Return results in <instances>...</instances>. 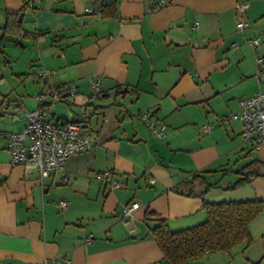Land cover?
<instances>
[{"label":"crops","instance_id":"1","mask_svg":"<svg viewBox=\"0 0 264 264\" xmlns=\"http://www.w3.org/2000/svg\"><path fill=\"white\" fill-rule=\"evenodd\" d=\"M156 2L117 0V16L105 18L92 0H0V27L7 11L25 6L23 29L43 33L24 44L0 35V264H171L151 234L159 219L175 232L205 222L204 203L264 200V178L230 188L241 167L264 163V144L253 149L241 122L228 119L264 89V0H165L154 11ZM14 43L21 50L9 76L1 55L9 63ZM47 67L49 85L76 86L64 98L73 97L78 115L51 118L86 122L96 143L42 179L32 166L11 164L7 137L38 108ZM98 110L105 120L93 126ZM148 118L165 125L164 138L152 136ZM106 170L124 186L101 184L97 174ZM204 171L214 172L205 176L217 187L193 196L175 190ZM134 202L139 208L125 217ZM248 230L250 243L189 264H264V209Z\"/></svg>","mask_w":264,"mask_h":264},{"label":"built area","instance_id":"2","mask_svg":"<svg viewBox=\"0 0 264 264\" xmlns=\"http://www.w3.org/2000/svg\"><path fill=\"white\" fill-rule=\"evenodd\" d=\"M165 0H157L154 11L161 9ZM246 4H239L238 10L244 12ZM90 10V9H88ZM246 23L242 20L237 24L238 30L244 29ZM3 33L0 27V35ZM252 47L260 44L259 38L248 40ZM237 48V43L232 44ZM53 71L46 70L40 73L41 79L45 82V87L38 96L39 106L37 109L26 113L27 121L25 126L16 132L8 134L7 149L11 155V164L13 166H32L39 176L47 178L56 170L63 168L67 159L74 154L91 149L96 143L95 135H87L83 132V126L78 121H66L53 119L49 116V109L55 105V102L64 98V95L74 96L76 86L73 83L60 87L49 85V79ZM92 88L91 97L97 98L101 88V82L97 78L90 81ZM229 120H238L243 126L241 138L245 143H251L253 149H259L264 144V89L258 91L253 96L239 101V111L228 117ZM148 127L152 136L157 138L165 137V125L157 124L151 118L147 119ZM209 127L204 131L208 132ZM98 181L103 184H109L111 189H117L124 186V183L115 179L111 171H103L97 174ZM61 209L68 207V202L59 203ZM139 208V204L134 202L123 209L125 217H131L133 212ZM93 236H89L90 242ZM55 261H44L37 264H53ZM60 264H69L68 261Z\"/></svg>","mask_w":264,"mask_h":264},{"label":"trees","instance_id":"3","mask_svg":"<svg viewBox=\"0 0 264 264\" xmlns=\"http://www.w3.org/2000/svg\"><path fill=\"white\" fill-rule=\"evenodd\" d=\"M100 4L101 15L105 18L117 16V0H92ZM29 5V3H28ZM25 6L18 11H7L6 23L2 27L1 40L8 35L23 37H41L43 33L27 32L22 27ZM30 74H24L29 76ZM214 172L204 171L190 174L175 187L177 192L184 188L189 196L203 195L209 189L217 187L218 182L211 183L205 176ZM236 174L237 181L231 189L243 187L254 178H264V163L253 160L241 167ZM204 186L202 189L200 187ZM207 220L201 224L171 231L165 219H159L151 228V234L162 250L164 257L171 264H189L202 259L207 254L230 251L242 243H250L249 223L264 209V200H247L238 202L204 203Z\"/></svg>","mask_w":264,"mask_h":264},{"label":"rangeland","instance_id":"4","mask_svg":"<svg viewBox=\"0 0 264 264\" xmlns=\"http://www.w3.org/2000/svg\"><path fill=\"white\" fill-rule=\"evenodd\" d=\"M22 33V32H20ZM8 39L9 38H13V39H16L17 42H22L24 44V42L26 43L28 40H30L29 37H23V36H20V35H9L7 37ZM8 41V40H7ZM22 44V45H23ZM19 50L21 49H18V47L14 44L12 45H7V53H6V56H7V60L9 63H5L4 62V56L1 55V62H2V65H7L8 68H7V72H8V75L9 76H13L11 73L13 72L12 70V64H13V60L17 57V53L19 52ZM55 52L58 51V48H56V50H54ZM13 58V60H12ZM12 60L11 62V65H10V61ZM19 64H22V59L19 61ZM10 65V66H9ZM17 68H15L16 70ZM46 70H50L52 71L51 68H44V71ZM18 71V70H17ZM32 75V74H31ZM57 75H53L52 77L53 78H56ZM15 77V76H14ZM22 88V86H21ZM44 88V87H43ZM42 91V90H41ZM190 111H196V107H191L189 109ZM77 111V107H76V103L74 102L73 100V97H69V98H63L62 100L60 101H57L55 102V105L54 106H51L50 109H49V116L52 117L53 114H56L57 116H60L61 118L63 119H71V118H74L76 115V112ZM80 114V113H79ZM81 115L82 116H88V109H85L83 108L81 110ZM230 116V115H228ZM81 117V116H78V118ZM92 124L93 126H100L101 124H103L105 118H104V113L102 110H98L93 116H92ZM82 121V120H81ZM134 122L137 123L139 122L138 119L134 118ZM82 123H84L85 125H87L88 127L90 126L89 124H87L86 122L82 121ZM83 124V126H84ZM85 129V128H84ZM87 130V129H85ZM237 179V178H235ZM225 182H227V180H225ZM224 184V183H223Z\"/></svg>","mask_w":264,"mask_h":264},{"label":"water","instance_id":"5","mask_svg":"<svg viewBox=\"0 0 264 264\" xmlns=\"http://www.w3.org/2000/svg\"><path fill=\"white\" fill-rule=\"evenodd\" d=\"M91 112H92V110H91V109H88V115H90V114H91Z\"/></svg>","mask_w":264,"mask_h":264}]
</instances>
